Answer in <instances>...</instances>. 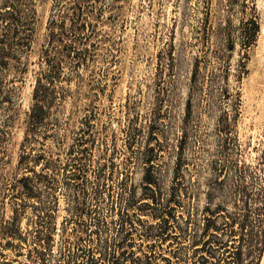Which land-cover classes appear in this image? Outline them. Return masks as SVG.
<instances>
[{
    "label": "rangeland",
    "instance_id": "rangeland-1",
    "mask_svg": "<svg viewBox=\"0 0 264 264\" xmlns=\"http://www.w3.org/2000/svg\"><path fill=\"white\" fill-rule=\"evenodd\" d=\"M72 1L30 0L27 27L8 63L0 66V224L11 215L9 181L23 170L16 162L35 72L43 67L47 46L54 56L71 39L75 49L62 58L56 81L65 98L54 113L55 134L43 138L40 133L46 143L37 146L60 164L87 118L92 140L85 143L87 178L105 162L109 190H120L119 181L126 175L137 203L146 200L144 149L152 147L151 163L163 194L177 190L175 213L178 221L184 220L187 184L200 211L210 163L222 157V142L230 158L246 163L264 146V0H83L85 26L76 31L68 7ZM51 18L64 24L63 41L47 37ZM254 18L259 25L255 34ZM7 92L14 94L19 109L13 119L9 102L1 100ZM131 126L137 127V137L128 144ZM54 186L50 247L56 253L72 236L74 222L67 221L71 212L60 174ZM30 211L28 207L19 220L22 236L30 227ZM135 212L142 224L153 223L151 208ZM197 217L201 220L202 214ZM175 225L172 241L156 249L170 256L178 248L180 256L172 257L173 264H187L194 246ZM139 228L132 235L133 248L143 250L147 242ZM29 246V237L12 238L10 244L0 233V261L27 262Z\"/></svg>",
    "mask_w": 264,
    "mask_h": 264
},
{
    "label": "trees",
    "instance_id": "trees-1",
    "mask_svg": "<svg viewBox=\"0 0 264 264\" xmlns=\"http://www.w3.org/2000/svg\"><path fill=\"white\" fill-rule=\"evenodd\" d=\"M29 1H0V66L8 63L12 47L19 43L27 27ZM82 4L83 0H73L68 6L72 9L73 31L85 26ZM252 23L255 34L259 25L255 18ZM63 25L56 24L54 18L50 19L49 40L63 41L66 33L62 30ZM56 26L59 27L57 31ZM74 49L72 39L55 50L54 56H50L48 46L45 48L43 67L35 72L30 99L23 111L24 131L16 162V167L23 170L9 181L7 195L11 215L4 224H0V233L6 237L7 243L11 244L12 238L21 240L29 237L28 261L23 264H173L172 257L178 259L180 256L178 248L170 256L156 249L163 242L172 241V222L194 246L187 256V264H264V146L257 150L252 163H246L239 158H230L222 142L219 150L222 157L210 163L212 173L205 182L202 209L197 210L193 202L196 193L187 184V215L181 221L175 213L179 204L175 197L177 190L172 189L168 196H164L151 163L152 147L144 149L147 166L142 185L147 189L144 191L146 200L137 203L135 191L125 184L126 175L119 181L120 190L115 193L109 190L110 186L104 180L107 176L102 171L105 162L98 165L93 178H87L83 160L89 146L85 143H92L87 118L68 148V157L60 164L57 163L60 159L54 154L37 146V143H46V139H39L40 133H43V138L55 134L54 113L65 98L64 90H59L56 81L62 58L71 55ZM13 96L7 92L1 97V100L9 102L6 107H9L10 119L19 113ZM157 117L154 112L153 122ZM137 130L135 126L129 129L128 144L136 142ZM58 174L68 194L71 213L67 221L73 219L74 226L65 246L53 253L50 247L54 229L53 190ZM104 206L106 213H102ZM28 207L31 210L30 227L22 236L19 220ZM146 208H151L153 223L142 224L135 214L136 209L142 211ZM199 213L202 214L201 220L197 217ZM139 226V235L147 242L143 250L133 248L136 244L132 235ZM198 248L202 249L200 253L196 252ZM0 264L12 263L1 260Z\"/></svg>",
    "mask_w": 264,
    "mask_h": 264
}]
</instances>
